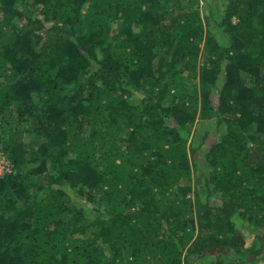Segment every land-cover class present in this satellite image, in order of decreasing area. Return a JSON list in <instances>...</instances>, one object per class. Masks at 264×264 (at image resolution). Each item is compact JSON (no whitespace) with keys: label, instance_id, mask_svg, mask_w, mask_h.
I'll list each match as a JSON object with an SVG mask.
<instances>
[{"label":"trees","instance_id":"16d2710c","mask_svg":"<svg viewBox=\"0 0 264 264\" xmlns=\"http://www.w3.org/2000/svg\"><path fill=\"white\" fill-rule=\"evenodd\" d=\"M169 1L0 0V264H264V0Z\"/></svg>","mask_w":264,"mask_h":264},{"label":"rangeland","instance_id":"374dc122","mask_svg":"<svg viewBox=\"0 0 264 264\" xmlns=\"http://www.w3.org/2000/svg\"><path fill=\"white\" fill-rule=\"evenodd\" d=\"M224 0H179V1H173L170 0L168 2V7L172 11H178V10H198L199 13L204 17L206 14V6L211 5L212 7L218 6V9L221 11L224 7ZM206 28H209V26H206ZM206 55L204 52L201 54L199 58V62L201 63L205 59ZM193 92L198 94V82L193 83L192 85ZM211 127H214V121L213 120H196L194 124L190 127L191 132V139H193L194 144H202L204 142V149L208 148V145L211 144L215 137L211 133L209 129ZM250 148L253 150V158L256 160H261L264 158V146L260 147H253L250 145ZM244 237L246 240L245 245L246 247L249 246L251 243H253L255 240L262 241L264 239V229L259 231V233L256 235V237L253 236V234L249 231H244ZM256 238V239H255ZM224 251V252H223ZM219 253H226L229 254V252L225 249L214 251L208 253V255L202 254L200 256H192L189 258L188 264H208V262L214 261L216 256Z\"/></svg>","mask_w":264,"mask_h":264},{"label":"built area","instance_id":"2783aa9c","mask_svg":"<svg viewBox=\"0 0 264 264\" xmlns=\"http://www.w3.org/2000/svg\"><path fill=\"white\" fill-rule=\"evenodd\" d=\"M13 172V165L0 147V177Z\"/></svg>","mask_w":264,"mask_h":264}]
</instances>
